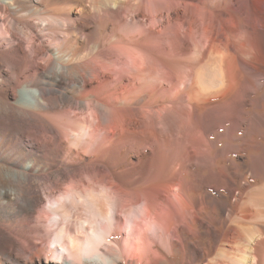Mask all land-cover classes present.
<instances>
[{"label":"bare ground","instance_id":"1","mask_svg":"<svg viewBox=\"0 0 264 264\" xmlns=\"http://www.w3.org/2000/svg\"><path fill=\"white\" fill-rule=\"evenodd\" d=\"M0 264H264V0H0Z\"/></svg>","mask_w":264,"mask_h":264},{"label":"rangeland","instance_id":"2","mask_svg":"<svg viewBox=\"0 0 264 264\" xmlns=\"http://www.w3.org/2000/svg\"><path fill=\"white\" fill-rule=\"evenodd\" d=\"M141 19H143V20H146V18H144V17H140ZM179 262L181 261V258H179V260H178Z\"/></svg>","mask_w":264,"mask_h":264},{"label":"snow or ice","instance_id":"3","mask_svg":"<svg viewBox=\"0 0 264 264\" xmlns=\"http://www.w3.org/2000/svg\"><path fill=\"white\" fill-rule=\"evenodd\" d=\"M99 239V237H97Z\"/></svg>","mask_w":264,"mask_h":264}]
</instances>
